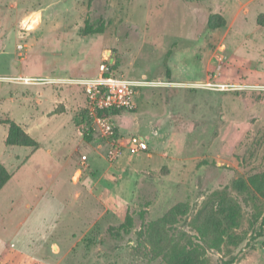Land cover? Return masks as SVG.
Wrapping results in <instances>:
<instances>
[{"label":"rangeland","instance_id":"374dc122","mask_svg":"<svg viewBox=\"0 0 264 264\" xmlns=\"http://www.w3.org/2000/svg\"><path fill=\"white\" fill-rule=\"evenodd\" d=\"M87 20L104 33L84 36ZM106 61L169 84L116 117L117 157L84 140L81 87L16 81L94 78ZM0 120L39 144L8 148L0 125V264H168L211 218L225 234L208 264H264V0H0Z\"/></svg>","mask_w":264,"mask_h":264},{"label":"built area","instance_id":"2783aa9c","mask_svg":"<svg viewBox=\"0 0 264 264\" xmlns=\"http://www.w3.org/2000/svg\"><path fill=\"white\" fill-rule=\"evenodd\" d=\"M24 48V45H19L18 51L23 52ZM112 64L110 61L102 63L98 75L94 78L64 81L57 78L21 76L16 81L27 86L69 82L81 87L86 98V106L81 117L84 133H95L101 139L107 141L112 151L114 150L115 157H117L120 144L116 117L136 109V97L141 89L155 85L167 86L169 84L121 76L112 70ZM130 144L135 149H147V144L143 138L132 137ZM83 160L85 163L87 157H84Z\"/></svg>","mask_w":264,"mask_h":264},{"label":"trees","instance_id":"16d2710c","mask_svg":"<svg viewBox=\"0 0 264 264\" xmlns=\"http://www.w3.org/2000/svg\"><path fill=\"white\" fill-rule=\"evenodd\" d=\"M226 21L219 15H215L210 20V26L212 28L224 27ZM105 23L103 21H91L87 20L85 28L83 30L84 36H90L95 34H102L105 31ZM117 63L112 64V70H116ZM1 124L8 128V134L5 140V145L8 148L22 147L36 150L39 147L38 142L31 137L21 125L11 120H5ZM92 133H84V140L91 141ZM12 179V174L8 169L0 162V191L9 183ZM258 180L252 181L256 191L264 197V182ZM133 226V220L130 216H127L125 223L120 229L125 232H129ZM200 238L203 245H176L170 253L165 255L164 259L168 264H208L205 259L204 246L210 249H220L223 244V235L225 230L222 229L220 221H216L215 218L209 219L204 225L203 229L199 228Z\"/></svg>","mask_w":264,"mask_h":264},{"label":"crops","instance_id":"0c3cea01","mask_svg":"<svg viewBox=\"0 0 264 264\" xmlns=\"http://www.w3.org/2000/svg\"><path fill=\"white\" fill-rule=\"evenodd\" d=\"M20 84V83H19ZM18 90V88H15V87H12V89L9 90V93H10V96H11V100L19 105H24L26 102H28V98H25L24 95H20L18 96V94L16 93V91ZM22 91V90H21ZM85 99V106H86V98L84 97ZM85 106H84V109H85ZM3 121V120H0V122ZM0 125H2L0 123ZM20 125V124H19ZM22 126V125H21ZM24 127L23 129L27 130V127L26 126H22ZM6 140V139H5ZM0 162L3 163V161L0 159Z\"/></svg>","mask_w":264,"mask_h":264}]
</instances>
